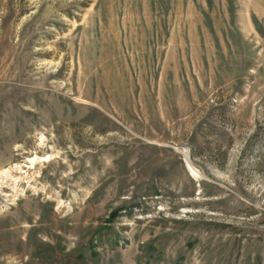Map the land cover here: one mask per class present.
I'll list each match as a JSON object with an SVG mask.
<instances>
[{
	"label": "rangeland",
	"instance_id": "1",
	"mask_svg": "<svg viewBox=\"0 0 264 264\" xmlns=\"http://www.w3.org/2000/svg\"><path fill=\"white\" fill-rule=\"evenodd\" d=\"M0 264H264V0H0Z\"/></svg>",
	"mask_w": 264,
	"mask_h": 264
},
{
	"label": "trees",
	"instance_id": "2",
	"mask_svg": "<svg viewBox=\"0 0 264 264\" xmlns=\"http://www.w3.org/2000/svg\"><path fill=\"white\" fill-rule=\"evenodd\" d=\"M117 215H118V213L115 212V213L112 214V217L115 218V217H117Z\"/></svg>",
	"mask_w": 264,
	"mask_h": 264
}]
</instances>
